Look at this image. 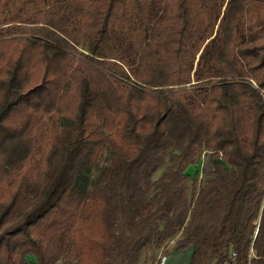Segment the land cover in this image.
I'll use <instances>...</instances> for the list:
<instances>
[{"label":"trees","instance_id":"obj_1","mask_svg":"<svg viewBox=\"0 0 264 264\" xmlns=\"http://www.w3.org/2000/svg\"><path fill=\"white\" fill-rule=\"evenodd\" d=\"M2 191L0 264H264V0H0Z\"/></svg>","mask_w":264,"mask_h":264},{"label":"rangeland","instance_id":"obj_2","mask_svg":"<svg viewBox=\"0 0 264 264\" xmlns=\"http://www.w3.org/2000/svg\"><path fill=\"white\" fill-rule=\"evenodd\" d=\"M47 119L46 116H44V120ZM64 122V121H62ZM40 150H46V143H44L42 145L41 148H39ZM40 153L37 154L34 158V162L31 164V166H29V171H28V174H32L34 173V171L36 170V168L38 167V162H39V157H40ZM107 158H108V150H104L103 151V156H102V160L100 162V166H103L104 164H106L107 162ZM212 168V165H211V157H210V152H206V153H203L202 154V157H201V160L198 164L196 165H190L186 168V173L189 174L190 176H194L197 172L199 174V179L205 177L208 173L209 170H211ZM98 173V170L97 169H94L92 171V176L94 177L96 174ZM160 174V171L156 174V176H158ZM155 176V177H156ZM0 196L1 197H4L5 194H3V191L2 193H0ZM0 197V198H1ZM95 207H97L95 205ZM93 209L94 206L92 205L91 208L89 209L88 213H87V217H86V221H89V217L93 214ZM97 216L95 214V217L91 220V223L93 225L96 224V228L98 227V221H97ZM95 228V229H96ZM178 238V236L170 239L167 244H165L163 247L166 249H170L172 247H174V243H175V240ZM187 249H185L184 251L182 252H186ZM158 252L159 250H157L156 252L154 251H149V252H146L145 254H143L140 258V264H156V261H157V255H158ZM60 262L63 263V259H60Z\"/></svg>","mask_w":264,"mask_h":264},{"label":"crops","instance_id":"obj_3","mask_svg":"<svg viewBox=\"0 0 264 264\" xmlns=\"http://www.w3.org/2000/svg\"><path fill=\"white\" fill-rule=\"evenodd\" d=\"M185 249L186 252H182ZM185 249H175L174 247L165 249L166 253V262L165 264H188L192 252V246H189Z\"/></svg>","mask_w":264,"mask_h":264},{"label":"built area","instance_id":"obj_4","mask_svg":"<svg viewBox=\"0 0 264 264\" xmlns=\"http://www.w3.org/2000/svg\"><path fill=\"white\" fill-rule=\"evenodd\" d=\"M166 259L167 257L165 253V248L162 247L159 249L156 264H165ZM56 264H62V262L58 261ZM228 264H236V253L235 252H231L230 261L228 262Z\"/></svg>","mask_w":264,"mask_h":264}]
</instances>
